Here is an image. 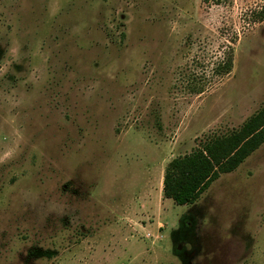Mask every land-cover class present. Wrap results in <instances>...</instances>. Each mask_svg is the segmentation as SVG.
Returning a JSON list of instances; mask_svg holds the SVG:
<instances>
[{
	"label": "rangeland",
	"instance_id": "obj_1",
	"mask_svg": "<svg viewBox=\"0 0 264 264\" xmlns=\"http://www.w3.org/2000/svg\"><path fill=\"white\" fill-rule=\"evenodd\" d=\"M263 8L0 0V264H264V144L193 205L160 196L264 107Z\"/></svg>",
	"mask_w": 264,
	"mask_h": 264
},
{
	"label": "trees",
	"instance_id": "obj_2",
	"mask_svg": "<svg viewBox=\"0 0 264 264\" xmlns=\"http://www.w3.org/2000/svg\"><path fill=\"white\" fill-rule=\"evenodd\" d=\"M264 21V8L261 12ZM233 59L222 67L229 74ZM264 144V107L237 131L211 138L202 148L173 159L164 176L163 194L178 206L193 205L222 175L236 171Z\"/></svg>",
	"mask_w": 264,
	"mask_h": 264
},
{
	"label": "crops",
	"instance_id": "obj_3",
	"mask_svg": "<svg viewBox=\"0 0 264 264\" xmlns=\"http://www.w3.org/2000/svg\"><path fill=\"white\" fill-rule=\"evenodd\" d=\"M155 183L152 179H148L147 183L145 184V186L143 187V190L145 191V199L147 200H151L154 192H155ZM160 196L163 197V188L162 186L160 187Z\"/></svg>",
	"mask_w": 264,
	"mask_h": 264
}]
</instances>
